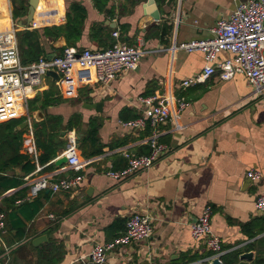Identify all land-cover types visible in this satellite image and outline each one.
I'll return each instance as SVG.
<instances>
[{
    "label": "crops",
    "instance_id": "crops-1",
    "mask_svg": "<svg viewBox=\"0 0 264 264\" xmlns=\"http://www.w3.org/2000/svg\"><path fill=\"white\" fill-rule=\"evenodd\" d=\"M94 1H40L33 24L25 26L19 18H26L27 9L15 17L9 6V14L0 18L1 28L16 27L23 65L59 55L68 46L104 50L120 43L145 52L135 70L107 86L93 81L88 69H79L71 96L63 93L59 74L46 75L28 102L36 159L25 151L23 118L11 120L20 125L10 135L0 130V213L6 230L0 236V263L88 264L96 244L112 243L129 216L142 214L151 219V238L116 246L104 264H209L211 253L189 229L206 206L212 209L211 230L222 241L221 264L226 255L225 264L264 260V213L255 208L257 198L264 196V87L256 90L242 74L220 81L215 69L204 83L182 89L181 81L202 72L203 55L169 51L174 44L208 38L217 22L228 20L236 5L247 0H105L101 9ZM75 6L84 10L78 39L68 44L64 36H47L45 29L65 28L67 18L75 17ZM49 12L56 13L55 19L42 22L40 16ZM25 33L32 36L23 41ZM232 57L222 52L216 64ZM154 95L184 99L176 122L135 130L121 125L140 117L137 97ZM92 130L95 144L85 139ZM72 133L80 157L93 160L79 173L83 182L74 192L31 195L28 177L74 174L66 164H54ZM11 134L18 139L11 142ZM152 134L167 150L150 169L119 180L107 176L128 166L120 149L148 155L145 140ZM46 149L50 159L41 163ZM16 154L24 161L12 164ZM249 171L258 172L259 180L248 179ZM42 236L45 240L33 244ZM248 252H253L251 262L239 259Z\"/></svg>",
    "mask_w": 264,
    "mask_h": 264
},
{
    "label": "built area",
    "instance_id": "built-area-1",
    "mask_svg": "<svg viewBox=\"0 0 264 264\" xmlns=\"http://www.w3.org/2000/svg\"><path fill=\"white\" fill-rule=\"evenodd\" d=\"M5 3V2H4ZM9 8V5H8ZM117 38L118 33L113 32ZM169 51L175 53L200 52L203 55L204 67L200 74L180 82L182 89L204 83L214 72L219 70L220 81L231 80L236 74H242L256 90L264 87V0H247L239 2L228 20H221L210 29V36L205 39H195L174 44ZM226 52L233 57L216 64L217 56ZM145 52L140 47L116 43L104 50H77L66 47L62 53L51 58L39 57L30 64L23 65L19 56L17 30L14 24L0 29V123L14 119H24L27 128L24 142L25 151L37 158V151L32 140V118L29 114L28 102L42 86L47 72L53 71L60 75L63 93L71 96L76 89L78 70L88 69L92 80L109 85L120 75L135 70ZM140 117L121 125L135 130L147 125L155 128L166 121L176 122L185 108L183 98L154 96H139L136 99ZM150 147L148 155L135 156L125 149L119 153L127 160L128 166L123 171H108L107 176L119 180L134 172L150 169L157 158L167 147L158 142V134H152L145 140ZM67 159L66 168L74 174L54 179L50 175L35 178L28 177L31 195L41 191L52 194L76 191L84 180L80 171L92 163L80 157L77 137L72 133L68 137V145L59 156ZM39 169V168H38ZM247 178L257 181L258 172H247ZM255 208L264 213V196L257 198ZM212 209L206 206L201 216L190 224V234L194 240L203 242L206 250L211 253L209 264L223 254L221 239L211 230ZM6 233L4 215L0 213V236ZM153 234V226L149 216L133 214L125 223V230L109 244H96L88 256V264H104L106 254L116 246H126L141 241H147ZM1 264V263H0Z\"/></svg>",
    "mask_w": 264,
    "mask_h": 264
},
{
    "label": "trees",
    "instance_id": "trees-1",
    "mask_svg": "<svg viewBox=\"0 0 264 264\" xmlns=\"http://www.w3.org/2000/svg\"><path fill=\"white\" fill-rule=\"evenodd\" d=\"M21 1V0H20ZM103 1H105V0H102L101 2H99L98 0H95L94 2H95V5L97 6V9H101V5L102 4H100V3H103ZM27 5H28V3L27 2H24L23 0L20 2V7L18 8V13L17 14H19L20 15V10L22 11L21 12V14H25V11H26V9H27ZM84 10H83V8H81V7H78V6H75L74 8H72V12L73 13H75V17L73 18V19H71L70 17L69 18H67V23L65 24L66 26H65V28L64 29H62V28H54V29H50V30H44V32H45V34L47 35V36H50V37H52L53 39H57L58 37H60V36H64V38L66 39V41H67V43L68 44H70V42L71 41H75L76 39H78V34H77V32H78V29H79V27H80V25L82 24V22H83V19H84V12H83ZM55 16H56V13H54V12H49V13H47V14H45V15H42V16H40V19H41V21L42 22H45V23H47V24H49L50 22H52L54 19H55ZM68 16V15H67ZM70 23H72V26L71 27H73V29H72V31L70 32V33H65L64 32V35H62L63 34V30H65L66 31V28L68 27V25L70 24ZM30 36H32V34H29V33H25V35H24V38H23V41H24V39L27 37V38H29ZM19 37V36H18ZM18 40V46H19V49H20V45H21V41H20V39H17ZM68 47H70V46H68ZM37 60V59H36ZM20 125V121H9V122H7V123H4V124H1L0 125V130H4V131H8L9 132V135H10V133H12L13 132V129H15L17 126H19ZM44 129V128H43ZM12 135V134H11ZM85 139L88 141V142H90V143H92V144H95L96 143V131L95 130H92V131H88V133L86 134V137H85ZM13 141V138L11 137V142ZM82 143V142H81ZM9 144V143H8ZM7 144V145H8ZM38 145V144H37ZM38 146H40V145H38ZM43 147L45 148L46 147V145L44 144L43 145ZM50 159V156L48 155V152H47V149L45 150V152H44V154L41 156V163H43V162H47L48 160ZM10 161H11V163L12 164H17L18 162H20V161H24V158L22 157V156H20V155H18V154H16V155H13V157L10 159ZM25 165L27 166V170L29 171V170H31L33 167L32 166H30L29 165V163L27 162V161H25ZM17 249V248H16ZM15 249V250H16ZM15 250H12L11 252H10V255H9V258H10V256H11V254L13 255L14 253H12V252H14ZM3 252L2 251H0V255L2 254ZM239 253H234V255H238ZM227 256V255H226ZM226 256L224 257V261H223V263L225 264V260H226ZM6 262V261H5ZM3 264H4V262H3ZM7 264H12V263H10V261L8 260V263ZM256 264H264V260H262V259H258L257 261H256Z\"/></svg>",
    "mask_w": 264,
    "mask_h": 264
},
{
    "label": "water",
    "instance_id": "water-1",
    "mask_svg": "<svg viewBox=\"0 0 264 264\" xmlns=\"http://www.w3.org/2000/svg\"><path fill=\"white\" fill-rule=\"evenodd\" d=\"M41 0H28V8H27V14H26V18L20 23L21 26H25L26 24H33V16H34V13H35V10L37 9L39 3H40ZM56 73L53 72V71H49L47 72V75L48 76H53L55 75ZM39 115V113H38ZM41 115V114H40ZM35 119L37 121V118L35 116ZM25 126V123H22L20 127H24ZM79 138V137H78ZM67 163V159L65 156H62L58 159H56L54 161V164L55 166L59 167L63 164H66ZM42 240H45L44 236L40 237V238H37L33 244H36V243H39L41 242ZM240 260H245V261H248V262H251L253 260V252H248V253H244L242 254L240 257H239ZM210 264H221L217 259L213 260Z\"/></svg>",
    "mask_w": 264,
    "mask_h": 264
},
{
    "label": "rangeland",
    "instance_id": "rangeland-1",
    "mask_svg": "<svg viewBox=\"0 0 264 264\" xmlns=\"http://www.w3.org/2000/svg\"><path fill=\"white\" fill-rule=\"evenodd\" d=\"M5 2V3H4ZM20 0H0V12H3L4 15L9 14L8 5L10 6V10L14 12L15 17H17L18 8L20 7ZM20 20H24L23 18H19ZM18 19L14 18V21ZM8 25V24H7ZM6 25V27H7ZM1 28V24H0ZM3 29V28H1ZM17 138L16 134L12 135V138ZM18 139V138H17Z\"/></svg>",
    "mask_w": 264,
    "mask_h": 264
},
{
    "label": "bare ground",
    "instance_id": "bare-ground-1",
    "mask_svg": "<svg viewBox=\"0 0 264 264\" xmlns=\"http://www.w3.org/2000/svg\"><path fill=\"white\" fill-rule=\"evenodd\" d=\"M41 1H43V0H41ZM37 10V9H36ZM3 15V12H0V18H1V16ZM82 76V75H81Z\"/></svg>",
    "mask_w": 264,
    "mask_h": 264
}]
</instances>
